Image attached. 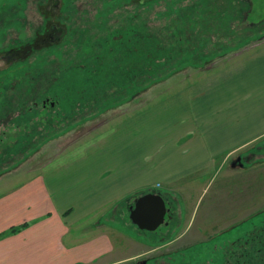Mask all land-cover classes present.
Here are the masks:
<instances>
[{
  "label": "rangeland",
  "instance_id": "374dc122",
  "mask_svg": "<svg viewBox=\"0 0 264 264\" xmlns=\"http://www.w3.org/2000/svg\"><path fill=\"white\" fill-rule=\"evenodd\" d=\"M252 1L248 21L256 25L239 30L242 0H0V196L77 157L122 120L151 112L162 99L264 46V0ZM45 98L54 106H44ZM225 157L218 173L208 171V181L196 186L206 188L203 200L194 188L173 186L177 200L168 201L176 217L168 228L147 231L131 222L137 194L116 204L114 228L160 246L121 264H209L213 256L205 248L231 239L213 238L206 229L192 233L196 225L187 229L210 206L225 216L226 203L244 205L245 197L252 203L233 220L210 217L209 230L219 227V233L264 218V137ZM14 227L0 240L22 232L11 233ZM185 231L190 240L169 244Z\"/></svg>",
  "mask_w": 264,
  "mask_h": 264
},
{
  "label": "crops",
  "instance_id": "0c3cea01",
  "mask_svg": "<svg viewBox=\"0 0 264 264\" xmlns=\"http://www.w3.org/2000/svg\"><path fill=\"white\" fill-rule=\"evenodd\" d=\"M209 75L0 196V233L29 223L0 240V264H121L152 251L153 239L127 236L110 223L116 204L155 190L176 198V184H184V192L194 188L196 200H203L206 188L196 186L208 181L205 173L215 176L225 156L264 137V46ZM242 161L248 167L249 160ZM242 200L246 204L222 206L225 216L210 206L187 230L193 225L192 233L223 230H209L210 217L233 220L236 212L252 207L247 197ZM84 233L90 235H79ZM187 233L169 244L190 240Z\"/></svg>",
  "mask_w": 264,
  "mask_h": 264
},
{
  "label": "flooded vegetation",
  "instance_id": "af4514ba",
  "mask_svg": "<svg viewBox=\"0 0 264 264\" xmlns=\"http://www.w3.org/2000/svg\"><path fill=\"white\" fill-rule=\"evenodd\" d=\"M245 2L246 9L241 14V22L239 24V30L245 28H252L256 24L248 21V16L253 7L252 0H242ZM237 22L233 21L232 26L235 27ZM49 104L54 106V102L50 101L48 98L44 99V106ZM169 204V213L167 215V224L163 225L166 228L170 227L169 224L174 221L176 213L173 212L171 202ZM215 232L216 235L213 237H223L229 236L231 239L229 243H221V246H208L205 248L206 253L210 249V255L213 257L209 264H264V218H259L258 220L252 218L247 223L241 226L231 228L229 230H224ZM227 232L222 236H218ZM161 240L167 238L166 234H160L158 236ZM213 242V241H212ZM154 246V245H153ZM160 246H155L153 250L158 249ZM228 256V257H227ZM136 264H149L147 259H142ZM204 264V263H203Z\"/></svg>",
  "mask_w": 264,
  "mask_h": 264
},
{
  "label": "water",
  "instance_id": "95a60500",
  "mask_svg": "<svg viewBox=\"0 0 264 264\" xmlns=\"http://www.w3.org/2000/svg\"><path fill=\"white\" fill-rule=\"evenodd\" d=\"M169 207L160 191H150L137 196L129 207V218L142 230L156 231L166 224Z\"/></svg>",
  "mask_w": 264,
  "mask_h": 264
},
{
  "label": "trees",
  "instance_id": "16d2710c",
  "mask_svg": "<svg viewBox=\"0 0 264 264\" xmlns=\"http://www.w3.org/2000/svg\"><path fill=\"white\" fill-rule=\"evenodd\" d=\"M160 50L164 51V50L161 49V48H160ZM150 64H151V63H150ZM151 65H152V64H151ZM28 225H29V223H26V224L21 225V226H19V227H14V228H12L11 233H17V232H19V231H22V230L25 229Z\"/></svg>",
  "mask_w": 264,
  "mask_h": 264
}]
</instances>
